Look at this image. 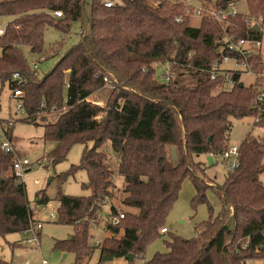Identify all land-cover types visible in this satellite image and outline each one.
<instances>
[{
  "label": "trees",
  "instance_id": "trees-1",
  "mask_svg": "<svg viewBox=\"0 0 264 264\" xmlns=\"http://www.w3.org/2000/svg\"><path fill=\"white\" fill-rule=\"evenodd\" d=\"M103 1L87 5L86 0H0V22L6 20L0 34V85L21 92L16 98L25 112L21 121L42 127L43 142L53 145L48 154L52 164L64 160L73 144L84 147L79 164L70 171L86 172L83 187L91 194L56 196L57 222L71 226L74 233L54 246L73 254L78 263L96 249L97 264L128 255L132 260L124 261L134 264L151 241L168 233L166 217L189 178L195 189L192 203H205L209 219L199 224L191 239L169 235L164 240L166 251L144 264L264 262V183L260 180L264 97L253 86H244L238 71L226 70L214 80L209 77L215 62L234 56L224 38L260 42V26L237 12L222 23L202 16L192 26L182 0H120L110 8ZM239 1L197 0L196 4L218 12ZM244 1L247 16L264 22V0ZM55 12H61V17ZM75 23L80 25L78 42L42 77L37 65L30 70L24 50L42 56V61L47 56L44 31L53 28L59 34L55 47L59 48ZM253 25L258 32L252 31ZM57 54L48 49L50 58ZM260 59L257 51L246 58L253 74L264 73ZM242 60L239 57V64ZM159 68L163 69L160 76ZM14 74L19 77L14 79ZM227 76L233 83L230 88ZM104 88L109 95L100 106L90 96ZM55 111L59 113L52 121L43 115ZM245 118L253 122L238 147V167L226 170L219 185L207 186L193 178V157L221 158L228 150L232 121ZM9 131L3 128L2 134L11 142ZM107 144L110 155L102 150ZM169 147L176 151V168L166 157ZM112 158L123 182L119 192L109 167ZM208 190L219 203L214 217ZM35 198L38 206L49 202L43 192ZM114 198L124 208V218L116 225L111 221L119 213L110 202ZM106 206L109 212L103 214ZM37 222L22 176L12 169V154L0 149V236L24 234ZM94 226L106 234L96 247L89 244ZM161 229L166 232L161 234ZM0 264L13 263L0 257Z\"/></svg>",
  "mask_w": 264,
  "mask_h": 264
},
{
  "label": "rangeland",
  "instance_id": "rangeland-1",
  "mask_svg": "<svg viewBox=\"0 0 264 264\" xmlns=\"http://www.w3.org/2000/svg\"><path fill=\"white\" fill-rule=\"evenodd\" d=\"M193 1L196 4L197 0ZM91 2L92 0H86L87 5H90ZM205 6L207 7V5ZM234 8L239 15L246 16L250 23L253 22L260 26V47L256 48V51L259 53L260 60L264 62V22H259V19L254 17L249 18L247 16L249 13L244 0L235 2ZM190 19L192 26L198 24V17L196 18L192 15ZM5 24L6 20L0 22L1 30H4ZM79 28L80 25L78 23L73 24L69 36L64 39L59 48H55L60 41L59 34L53 28H47L43 35L47 56L42 61H40L42 56L30 55L24 50V57L29 69L32 70L35 64L37 65V74L39 77L47 74L56 64L57 60L78 42ZM82 30L84 31V29ZM49 48L57 50V56L50 58V55L48 56ZM224 68L226 70L231 69L240 72V82L244 86H253L258 92H261V98L264 97V73L260 75L252 74L251 72L246 73L244 67L235 66L232 62H228ZM162 72V68L156 69L158 76L162 75ZM11 94L12 92L6 83L0 85V146L6 139L2 136L3 128H10L9 133L11 134L12 140L9 144L12 151L18 157L26 159L29 163L28 168L22 172L21 176L25 185L26 199L35 214L36 221L39 223V228L36 230L38 243L37 245L28 244L26 239L31 236L23 233L9 234L4 237L0 236V257L13 264H41L42 260H45L46 264H97L98 250L96 249H93L90 256L83 262L78 263L75 261L73 254H65L54 246L56 241L65 240L74 233L71 226L57 222L56 208L58 204L55 201L56 196L59 193L74 197H84L91 194L90 189L83 187V184L87 182L86 172L83 170L70 171L71 166L79 164L84 148L83 145L81 143L73 144L69 148L64 160L52 164L48 159V154L53 148V145L43 142L42 127L26 124L21 121L25 117V112L22 108H18V105L22 106V102L19 99L13 98ZM108 95V89L104 88L96 91L90 98L102 106L108 98ZM61 98L64 104L65 87L62 89ZM58 113L59 111H55L52 114L43 115L48 121H52ZM7 121H13L11 127L8 126ZM252 122L253 120L250 118L232 121V128L228 138V149L239 147L246 133L250 130ZM255 133H257L256 130L253 134ZM102 150L110 155L108 144ZM167 156L169 157L171 167L176 168L178 160L173 147H169L166 152ZM112 160L115 161V164L112 161L109 167L114 172L113 180L115 189L119 192L122 189L123 182L122 178L116 174L117 161L113 158ZM213 161L215 162L214 165H209L206 157L201 156L198 159L193 157L190 168L191 176L207 186L221 184L227 174V163L220 157L214 158ZM260 180L264 183V174L260 175ZM39 192H43L49 199V202L45 206H38L36 203L35 197ZM205 194L208 202L213 207L212 214L214 217L219 212L218 200L210 190ZM194 195L195 189L193 183L189 178H185L181 185L178 198L165 220L164 227L168 233L151 241L143 254V258L136 260L134 264H144L151 260L155 254L164 253L166 251L164 240L169 235H175L183 239H191L195 236L196 228L201 222L209 219L210 213L205 203H192ZM110 202L118 211L124 209L117 198L112 199ZM108 212L109 207H104L102 213ZM50 215H53V218H50ZM105 236L106 234L103 229L99 230L94 226L91 228L89 244L95 247V242H101ZM64 255L66 256L64 257ZM101 264L129 263L124 261V259H113L102 262ZM253 264H264V262H256Z\"/></svg>",
  "mask_w": 264,
  "mask_h": 264
},
{
  "label": "built area",
  "instance_id": "built-area-1",
  "mask_svg": "<svg viewBox=\"0 0 264 264\" xmlns=\"http://www.w3.org/2000/svg\"><path fill=\"white\" fill-rule=\"evenodd\" d=\"M183 4H186L188 7L186 9L187 12H189L191 14V16L193 15L194 17H198L199 19L202 16H209V17H213L217 20V22L222 23L229 15H235L236 14V10L234 8V5L232 3H229L228 9L227 11H213V10H209V9H204L203 7H201L198 4H194V2L192 0H182ZM120 3V0H104L103 1V6L105 8H110L113 7L114 5ZM54 15L56 17H61V12H55ZM84 31L82 30L81 33H83ZM3 33V30L0 29V34ZM224 41L227 43V47L226 49H228V51H230L232 54H234L233 57H222L221 62H215L212 66V69L209 71V77L211 80H214L217 78L218 75H221L223 72L226 71V69L224 68V66L226 64H228V62H232L235 66H242L245 69L246 73H249L251 71V69L249 68V66L246 64V58L250 57V55L256 51V48L260 47V42L258 41H248V40H244V39H239V40H231L230 38L226 37L224 38ZM243 58V62L241 64H239L238 59ZM230 71H236V70H231ZM253 74V73H252ZM18 74H14L13 78L16 79L18 78ZM104 81H106V78L104 79ZM227 84L226 87L230 88L233 83L230 79V77L227 76ZM21 96V92L19 90H15L12 93V97L13 98H18ZM20 107V105H18V108ZM10 124L12 123V121H8ZM3 137H5L2 134ZM6 138V137H5ZM1 151H3L4 153H8L10 152L12 154V169L15 172L16 175L20 176L22 174L23 171H25V169L28 168L29 163L27 162L26 159H22L20 157H18L13 151L12 148L10 147L9 141L6 138L5 141H3L1 143L0 146ZM221 159L223 161H225L227 163L226 165V169L233 171L234 169H236L238 167V147H233L228 149L227 151H225L222 156ZM50 218H53V215H50ZM124 218V214L119 211L118 213V217H114L111 221L113 225H116L118 223V221L120 219ZM39 223H35L33 226H31L24 234L26 235H30L31 237L26 239L27 243L30 245H37L38 243V237H37V232L36 230L39 228ZM166 232V229H161L160 233L164 234ZM100 242L96 241L95 242V247L98 246ZM41 264H46L45 260H42Z\"/></svg>",
  "mask_w": 264,
  "mask_h": 264
},
{
  "label": "water",
  "instance_id": "water-1",
  "mask_svg": "<svg viewBox=\"0 0 264 264\" xmlns=\"http://www.w3.org/2000/svg\"><path fill=\"white\" fill-rule=\"evenodd\" d=\"M252 31H254V32H258L259 31V27L257 26V25H253L252 26ZM211 138H209V140H210ZM207 162H208V164L209 165H212V163H213V159H212V157L211 156H208L207 157ZM106 218H108V215H106ZM66 255H64V257H65ZM132 255H128V256H126L124 259L126 260V261H131L132 260ZM112 260V258L111 257H109L108 259H106L105 261L107 262V261H111Z\"/></svg>",
  "mask_w": 264,
  "mask_h": 264
}]
</instances>
